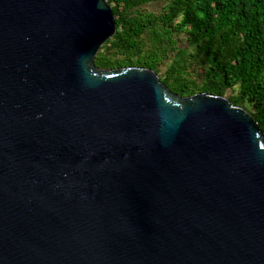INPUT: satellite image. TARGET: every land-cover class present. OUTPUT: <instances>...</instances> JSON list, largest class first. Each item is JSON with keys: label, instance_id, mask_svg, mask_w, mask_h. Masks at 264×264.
Instances as JSON below:
<instances>
[{"label": "water", "instance_id": "obj_1", "mask_svg": "<svg viewBox=\"0 0 264 264\" xmlns=\"http://www.w3.org/2000/svg\"><path fill=\"white\" fill-rule=\"evenodd\" d=\"M107 0H0V264H264V136L225 97L101 69Z\"/></svg>", "mask_w": 264, "mask_h": 264}, {"label": "trees", "instance_id": "obj_2", "mask_svg": "<svg viewBox=\"0 0 264 264\" xmlns=\"http://www.w3.org/2000/svg\"><path fill=\"white\" fill-rule=\"evenodd\" d=\"M116 32L101 69L166 66L174 94L210 93L245 110L264 136V0H107ZM150 4L156 11L146 10ZM181 36V37H180Z\"/></svg>", "mask_w": 264, "mask_h": 264}, {"label": "rangeland", "instance_id": "obj_3", "mask_svg": "<svg viewBox=\"0 0 264 264\" xmlns=\"http://www.w3.org/2000/svg\"><path fill=\"white\" fill-rule=\"evenodd\" d=\"M159 8V5H155V4H150L149 5V7L146 9V10H153V11H156L157 9ZM181 37V36H180ZM165 69H166V66H162L161 68H160V73H159V75L158 76H160V75H163V72L165 71Z\"/></svg>", "mask_w": 264, "mask_h": 264}]
</instances>
